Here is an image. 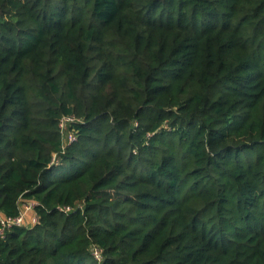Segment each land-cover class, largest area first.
I'll return each instance as SVG.
<instances>
[{"label":"trees","instance_id":"trees-1","mask_svg":"<svg viewBox=\"0 0 264 264\" xmlns=\"http://www.w3.org/2000/svg\"><path fill=\"white\" fill-rule=\"evenodd\" d=\"M23 201L0 264H264V0H0V219Z\"/></svg>","mask_w":264,"mask_h":264},{"label":"built area","instance_id":"built-area-1","mask_svg":"<svg viewBox=\"0 0 264 264\" xmlns=\"http://www.w3.org/2000/svg\"><path fill=\"white\" fill-rule=\"evenodd\" d=\"M74 121H76V119L72 115L63 116L59 120V128H60L61 132L63 133L64 142H66V143H72L76 139L75 134L72 131L68 130V126L71 123H73ZM35 205H36V203L33 201H23V202H21L20 212L18 215L14 216V217H1V219H0V223H1L0 237L3 235V230L5 228L10 227L12 225L24 224L25 213L27 211L33 210ZM66 209H68V208H66ZM32 221L33 222L37 221V217H36L35 213H34ZM92 254L98 260H100L102 257L101 251L98 248H94L92 250Z\"/></svg>","mask_w":264,"mask_h":264},{"label":"rangeland","instance_id":"rangeland-1","mask_svg":"<svg viewBox=\"0 0 264 264\" xmlns=\"http://www.w3.org/2000/svg\"><path fill=\"white\" fill-rule=\"evenodd\" d=\"M24 216H25V219H24L25 224H31L33 222L32 221L33 216H34L33 210L27 211Z\"/></svg>","mask_w":264,"mask_h":264}]
</instances>
